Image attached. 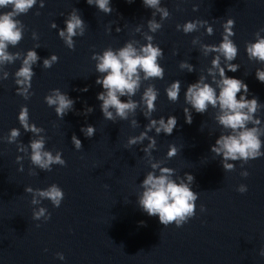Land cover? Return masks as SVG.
I'll use <instances>...</instances> for the list:
<instances>
[{"label":"water","instance_id":"obj_1","mask_svg":"<svg viewBox=\"0 0 264 264\" xmlns=\"http://www.w3.org/2000/svg\"><path fill=\"white\" fill-rule=\"evenodd\" d=\"M110 6L113 11L105 15L85 0H36L26 13L13 17L22 38L7 46L12 61L0 64V264H264V257L258 255L264 247V156L243 165L247 177L239 174L241 161H229L234 169L223 171L220 158H213L209 151L223 131L213 119L214 110L209 108L203 115L193 113L190 125L184 122L182 112L186 84L209 66L214 55L204 56L201 45L218 43L221 22L229 17L235 22L232 39L238 47L233 63L240 68L226 75L244 80L249 93L264 103V84L254 78L255 68L264 65L249 61L244 51L245 44L254 41L258 29L264 27V0H162L169 16L160 21L156 14L162 27L155 33L148 32L146 21L151 10L144 8L141 0L131 4L111 0ZM73 8L79 11L85 30L83 36L73 37L74 48L69 50L51 24L63 28ZM11 11V5L0 8V14ZM192 19L208 21L213 34L206 35L204 27L187 35L176 30V24ZM116 27L121 29L118 33ZM146 35L153 36L152 43L163 50L158 63L164 68V77L141 80V91L149 84L159 90L154 118L169 114L177 118L171 135L155 137L152 156L163 160L168 145L175 144L178 152L164 166L175 169L181 177L189 172L194 177L192 190L198 193L195 215L179 228L160 225L155 216H147L136 205L138 184L149 168L141 146L126 149L124 145L128 136L138 134L147 122L140 109L136 112L138 128L128 121L111 122L102 118L95 98L101 89L94 81L102 74L96 73V61L90 57L106 48L115 50L125 42L139 49ZM259 36H264V31ZM29 49H34L39 59L32 65L34 76L25 100L16 94L20 86L15 83V72ZM50 54L57 55L58 60L45 69L42 60ZM181 60H188L197 71H181ZM173 80L181 82L175 103L164 94V87ZM85 86L86 92L79 91ZM53 88L75 101L73 111L63 119L55 116V106L44 103V96ZM139 95L133 99L139 100ZM21 105L28 107L29 123L43 129L36 135L43 136L45 150L53 155L59 150L64 166L52 165L51 171H41L31 165L17 148L19 142L26 145L30 136H36L23 129L17 140L7 142L9 129L20 128L16 117ZM88 106L93 108L90 114H79ZM260 118L262 123L256 127L264 140V109ZM85 124L96 128L91 138L79 131ZM73 134L81 141L80 150L71 144ZM17 155L22 157L19 162L15 161ZM18 166L24 171H17ZM53 183L64 193L59 207L54 208L47 198L38 195L35 198L40 203L30 205L32 194L24 192L25 186L43 189ZM239 184L247 186L245 193L235 191ZM41 206L51 214L46 222L31 216L32 208ZM57 252L64 255L63 261L56 258Z\"/></svg>","mask_w":264,"mask_h":264},{"label":"clouds","instance_id":"obj_2","mask_svg":"<svg viewBox=\"0 0 264 264\" xmlns=\"http://www.w3.org/2000/svg\"><path fill=\"white\" fill-rule=\"evenodd\" d=\"M35 2L36 0H0V8L12 6L11 12L0 14V64L12 61L13 55L7 52V46L17 44L22 38L20 30L16 26L17 21L13 17L26 13ZM125 2L131 4L134 0H125ZM85 3L94 6L97 11L105 15L113 11L110 6L111 0H85ZM141 3L144 8L151 10L146 25L148 32L155 33L162 27L161 23L156 20V14L159 13V19L163 21L169 16L168 9L162 6V0H141ZM40 6H44L43 2ZM193 11H196L195 6ZM234 23L230 17L223 20L220 25L222 32L219 42L201 45L204 56H208L210 53L214 55L209 61V66L199 70L196 79L186 84L183 91L182 112L184 122L190 125L193 113L203 115L209 108L213 109V119L223 131L216 136L214 143L209 146V151L213 154V158H220L219 163L225 172L234 169V164L229 161H241L242 170L239 174L241 177H247L248 172L243 170V165L250 160L264 156V151H262L264 140L261 139L256 127L262 123L260 112L264 109V103L259 102L256 96L249 93L248 85L244 80L226 75V72L235 73L240 68L239 64L233 63L238 54V47L232 39ZM63 25V28H57L53 22L51 27L57 30V36L65 46L72 50L74 48L73 37L84 35L85 22L79 11L73 8L64 19ZM199 27H204L206 35L213 34V27L206 20L192 19L184 21L182 25H175L176 30L185 35L197 31ZM120 30V27L115 29L117 33ZM260 31H264V27L258 29L257 38L254 41L245 44L244 51L249 61L254 60L258 65H264V36H259ZM152 40L153 36L146 35V42L139 49L132 43L125 42L122 47L115 50L106 48L101 53L93 54L90 57L96 61V73L102 74L97 75L94 81L101 89L95 98L99 101L102 118L111 122L128 121L131 126L138 128L140 124L136 119V112L138 108L140 109V114L147 122L138 134L128 136L124 145L126 149L136 145L141 146L139 150L147 159L149 168L138 184L136 205L147 216H155L160 225L167 227L174 224L179 228L195 215V202L198 199V193L192 190L194 177L189 172H184L181 177L175 174V169L164 166L165 162L176 156L178 147L175 144L168 145L163 160L154 159L152 156V152L156 149L155 137L161 133L169 136L177 127V118L172 114L167 117L163 115L158 118L153 117V113L156 111L155 102L159 95V90L155 85L149 84L141 91V80H162L164 77V68L158 63V59L163 58V50L158 44H153ZM195 42V38H193L192 43ZM175 54L173 51V55ZM38 59L36 51L29 49L21 66L15 72V83L20 86L16 90V94L25 100L28 99L30 95L28 90L32 86L31 81L34 76L32 65ZM57 60V55L50 54L48 58L42 60V66L48 69ZM178 68L181 71L186 69L188 73L197 71L188 60H181L178 63ZM3 78H7V73H4ZM254 78L264 84V67L255 68ZM87 90V86L79 89L81 92ZM180 91V80H173L164 87V94L167 100L172 103L177 102ZM138 92H140L139 100L133 99ZM121 97L126 99L122 100ZM43 99L48 107L55 106L54 113L58 119H63L68 112L73 111L75 101L66 92H61L59 88L50 89L49 94L45 95ZM92 111L93 108L88 106L79 114L86 117ZM130 115L131 119H129ZM16 119L20 128L9 129L8 143L18 139L21 129L25 133L36 136V138L30 136L26 145L19 142L18 153H25L30 164L41 171H51L52 165H65V160L59 150L55 155L45 150L43 136L36 135L43 129L33 122L29 123L27 105L20 106ZM249 124L253 126L248 127ZM200 130H203L202 124ZM79 131L85 138H91L96 132V128L91 124H85L80 127ZM150 132L154 135H149ZM70 141L75 150L81 149V141L75 134L71 136ZM145 141H147L146 144ZM21 160L20 155L15 157L16 162ZM17 171L22 172L24 168L18 166ZM235 191L243 194L247 191V186L239 184ZM24 192L32 194V199L29 202L32 206L40 203L35 198L36 195L47 198L54 208L60 206L64 197L63 190L55 183L43 189L25 186ZM204 211V205L201 204L200 212ZM50 215L43 206L38 209L32 208L31 216L35 221H40L42 218L46 222ZM39 226V224L36 225V227ZM55 255L59 260H64L62 253L57 252ZM258 255L264 257V247L260 248Z\"/></svg>","mask_w":264,"mask_h":264}]
</instances>
